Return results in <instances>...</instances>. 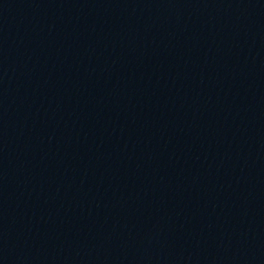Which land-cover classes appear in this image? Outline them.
<instances>
[{"label":"water","instance_id":"water-1","mask_svg":"<svg viewBox=\"0 0 264 264\" xmlns=\"http://www.w3.org/2000/svg\"><path fill=\"white\" fill-rule=\"evenodd\" d=\"M0 264H264V0H0Z\"/></svg>","mask_w":264,"mask_h":264}]
</instances>
